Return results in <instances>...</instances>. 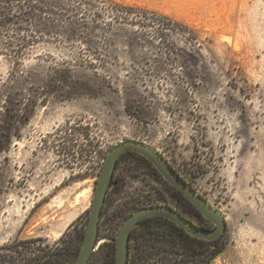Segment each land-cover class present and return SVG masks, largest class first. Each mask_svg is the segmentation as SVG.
Here are the masks:
<instances>
[{
    "label": "rangeland",
    "instance_id": "1",
    "mask_svg": "<svg viewBox=\"0 0 264 264\" xmlns=\"http://www.w3.org/2000/svg\"><path fill=\"white\" fill-rule=\"evenodd\" d=\"M41 1L45 19L0 27V261L82 244L102 163L133 139L226 217L206 264H264V0ZM119 176L90 264L140 208L183 203L143 160Z\"/></svg>",
    "mask_w": 264,
    "mask_h": 264
},
{
    "label": "water",
    "instance_id": "2",
    "mask_svg": "<svg viewBox=\"0 0 264 264\" xmlns=\"http://www.w3.org/2000/svg\"><path fill=\"white\" fill-rule=\"evenodd\" d=\"M127 151L137 152L149 160L162 177L196 206L203 217L213 224L215 228L211 230L198 228L178 211L167 205L143 207L127 218L120 229L117 239L116 264H128L131 232L139 221L146 218H168L185 228L191 235L205 241H217L224 236L228 227L224 214L214 207L192 184L185 180L162 153L145 142L131 139L121 142L112 148L102 163V170L94 190L93 203L83 245L74 264H88L97 249L105 200L118 161Z\"/></svg>",
    "mask_w": 264,
    "mask_h": 264
},
{
    "label": "flooded vegetation",
    "instance_id": "3",
    "mask_svg": "<svg viewBox=\"0 0 264 264\" xmlns=\"http://www.w3.org/2000/svg\"><path fill=\"white\" fill-rule=\"evenodd\" d=\"M161 205L172 207L198 228L206 230L215 228L208 220L201 218L192 206L193 204L183 202L176 206ZM117 239L118 236L110 241L112 245L110 247L114 249L112 264H116ZM201 240L168 218L143 219L135 225L131 232L128 264H168L170 255L179 257L180 264H201ZM212 249H215V245ZM90 262L91 260L88 264Z\"/></svg>",
    "mask_w": 264,
    "mask_h": 264
},
{
    "label": "trees",
    "instance_id": "4",
    "mask_svg": "<svg viewBox=\"0 0 264 264\" xmlns=\"http://www.w3.org/2000/svg\"><path fill=\"white\" fill-rule=\"evenodd\" d=\"M40 3L42 4L43 2L41 0H0V27H6V25L9 24H17L20 22L21 18H26L27 20H41V19H45L43 16L41 17L42 13H46L45 9L42 6H40ZM119 7L122 10L125 11H129L128 9H133L131 7H125L122 5H119ZM134 10V9H133ZM141 13H149L147 11L144 10H139ZM19 21V22H18ZM165 25V24H163ZM23 52V51H22ZM21 52V53H22ZM127 111L130 114V107L127 106ZM11 135H4V133H1L0 131V153L5 152L7 147L11 144ZM4 138V139H3ZM125 157H134V158H138L140 160H143L147 167L149 169H152L156 174H158L159 176H162L158 170L154 167V165L147 160L144 156L140 155L137 152L134 151H127L125 152L119 159L118 164L116 166V170L114 173V177L111 183V186L109 188L106 200H105V205H104V209H103V213H102V217L103 214L105 212L108 200L111 196V193L114 189V186L116 184H118L120 181H122V177L119 176L118 177V168L121 164V162L123 161V159ZM180 174L181 176L187 180L190 184L193 185L194 188H196L194 186V182L188 178V176L182 174L176 167H174ZM119 178V180H118ZM165 180V179H164ZM166 181V180H165ZM167 182V181H166ZM168 183V182H167ZM169 186H171L168 183ZM171 188L173 189V191L176 192V194L180 197V199L183 202L189 203L192 205V203L177 189H175L173 186H171ZM152 205H161V204H152ZM150 205V206H152ZM194 207V209L196 210V212H198L201 216V218L204 219V217L202 216L201 212L196 208V206L192 205ZM147 207V206H145ZM143 208V207H142ZM141 209V208H140ZM151 218H164V217H151ZM146 219H150V218H146ZM102 222V220H101ZM101 229V228H100ZM86 233V232H85ZM81 237L83 238L84 241V235H81ZM202 245H201V264H206L207 261H212L214 258H216L217 256H219L222 252H223V246H222V238L217 240V241H205V240H201ZM83 245L80 243L79 246H77L76 249L71 250L69 247L66 249H60L62 250V252L60 254H57L55 257L51 256L50 258L44 260L43 262L41 261H37V264H74V262L76 261L81 247ZM213 245H215V249L213 248ZM2 256H0L1 258ZM91 260V259H90ZM0 264H4V262L0 261Z\"/></svg>",
    "mask_w": 264,
    "mask_h": 264
}]
</instances>
